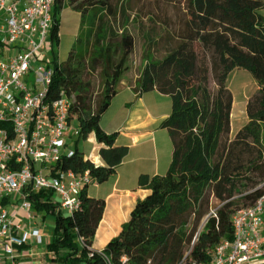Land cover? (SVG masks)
<instances>
[{"label": "trees", "instance_id": "1", "mask_svg": "<svg viewBox=\"0 0 264 264\" xmlns=\"http://www.w3.org/2000/svg\"><path fill=\"white\" fill-rule=\"evenodd\" d=\"M66 8L81 15L80 34L67 61L58 66L51 93L58 98L64 90L72 98L70 118L78 128V141L95 134L104 166L78 149L61 166L90 172L102 184L128 154L127 147L115 146L117 134H107L101 120L129 69L135 40L126 29L130 17L125 0H54L53 45L59 43L60 15ZM263 9L264 0H185L177 36L168 37L161 59H147L136 82L140 95L157 91L171 98V114L162 123L173 143L170 167L165 175L140 177V187L150 194L137 203L129 222L102 252L92 246L106 202L89 196L92 185L84 188L81 207L73 215L65 216L46 202L52 193L32 195L34 209L55 217L48 249L57 255L65 250L62 264L208 262L221 243L233 240V215L264 195ZM117 19L124 24L121 35L113 26ZM237 69L248 72L258 90L247 102V123L231 138L234 97L228 81ZM96 72L104 79L97 102L86 80ZM211 197L218 202L217 218L208 217Z\"/></svg>", "mask_w": 264, "mask_h": 264}, {"label": "built area", "instance_id": "2", "mask_svg": "<svg viewBox=\"0 0 264 264\" xmlns=\"http://www.w3.org/2000/svg\"><path fill=\"white\" fill-rule=\"evenodd\" d=\"M53 5L0 0V264H16V249L31 240L43 243L40 232L23 223L36 217L32 195L52 193L46 202L73 215L84 188L97 184L90 172L61 166L75 152L72 131L79 132L70 118L72 98L64 90L58 98L51 93L61 63L55 58L52 68L41 57L54 53ZM210 216L217 218V209ZM232 224L233 240L221 243L210 261L187 264H264V195L239 209Z\"/></svg>", "mask_w": 264, "mask_h": 264}, {"label": "crops", "instance_id": "3", "mask_svg": "<svg viewBox=\"0 0 264 264\" xmlns=\"http://www.w3.org/2000/svg\"><path fill=\"white\" fill-rule=\"evenodd\" d=\"M261 14L264 16V9ZM249 79L250 91L245 85L241 96L246 105L252 94L258 90L253 77L250 76ZM136 82L130 84L123 80L118 87V94L105 114L108 115L114 109L116 111L117 107L119 114H116V118L115 114L113 116L117 121L105 120V117H102L101 120V128L107 134H117L115 146L127 147L128 154L106 182L94 184L87 190L90 197L104 199L106 202L104 215L92 246V250L97 252H102L110 241L121 233L123 226L129 222L137 203L150 194L149 190L140 187V177L142 175L150 177L165 175L173 157V143L169 132L162 128V123L171 114V98L157 91L140 95L136 92ZM235 104L236 96L234 95L231 133L234 132ZM247 121L246 115L244 124L236 133ZM88 140L95 142L99 151L100 146L95 134L90 135ZM94 160L91 161L95 165L104 166L99 153ZM23 223L30 229L36 228L32 222L26 219L23 220ZM43 244L44 240L42 244L31 240L27 246L17 248L15 252L16 264H50L45 258L46 254H38L36 251L37 245Z\"/></svg>", "mask_w": 264, "mask_h": 264}, {"label": "rangeland", "instance_id": "4", "mask_svg": "<svg viewBox=\"0 0 264 264\" xmlns=\"http://www.w3.org/2000/svg\"><path fill=\"white\" fill-rule=\"evenodd\" d=\"M185 0H125L128 16L130 22L127 24V31L133 36L135 40V47L133 54L130 57L128 63V71L124 74L122 81L133 84L138 80L142 73L147 59L152 58L159 60L165 55V47L167 39L170 35H175L181 27L185 19L184 10ZM61 29L60 40L58 44L53 46L54 53L52 51L45 50L46 56H41L45 64L48 63L53 68L55 65V58L58 63H65L68 59L69 53L76 43L80 34L82 17L80 14L72 11L70 8H66L60 15ZM116 34L121 35L124 24L122 19H117L113 22ZM87 27V25H86ZM177 36V34H176ZM251 75L244 70H235L229 77L228 87L230 91L236 96V104L234 107L233 129L231 138L234 137L236 131L244 124L245 119V106L246 102L241 98L245 85L248 86L250 91V77ZM211 78V88L215 89V83ZM86 80H89L93 86V93L95 101H100L102 98L104 79L100 75V72L92 73L86 76ZM114 114L118 115V109H115L108 115H104L105 120H112L115 122ZM115 118H114V117ZM232 129V125H231ZM232 132V131H231ZM73 138L70 140V146L73 150L78 149L88 160H94L99 151L95 142L78 141V135H75V131H72ZM94 157V158H93ZM211 207L215 209L218 206V202L211 197ZM243 206V204H242ZM36 217L32 223L36 227L43 237L44 244L37 245L38 254H46L48 262L50 264H62L61 258L66 253L65 250L60 251L57 255L55 252H51L48 249V245L52 243L54 238L55 229V217L51 214H44L36 209L33 210ZM63 215H68L63 211ZM207 217H205L199 226L198 231L204 228ZM32 225V224H31ZM75 241L80 245L79 237H76ZM189 251H187V254Z\"/></svg>", "mask_w": 264, "mask_h": 264}, {"label": "bare ground", "instance_id": "5", "mask_svg": "<svg viewBox=\"0 0 264 264\" xmlns=\"http://www.w3.org/2000/svg\"><path fill=\"white\" fill-rule=\"evenodd\" d=\"M94 158V157H93ZM95 161V160H94ZM98 161V160H97Z\"/></svg>", "mask_w": 264, "mask_h": 264}]
</instances>
